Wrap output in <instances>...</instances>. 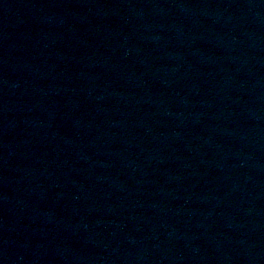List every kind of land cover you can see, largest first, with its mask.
<instances>
[{
    "label": "water",
    "instance_id": "obj_1",
    "mask_svg": "<svg viewBox=\"0 0 264 264\" xmlns=\"http://www.w3.org/2000/svg\"><path fill=\"white\" fill-rule=\"evenodd\" d=\"M49 264H264V0H48Z\"/></svg>",
    "mask_w": 264,
    "mask_h": 264
}]
</instances>
